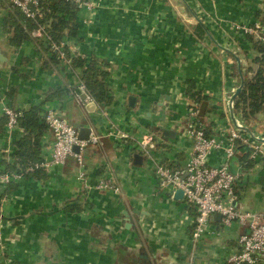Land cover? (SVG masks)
Returning <instances> with one entry per match:
<instances>
[{
  "label": "crops",
  "instance_id": "obj_1",
  "mask_svg": "<svg viewBox=\"0 0 264 264\" xmlns=\"http://www.w3.org/2000/svg\"><path fill=\"white\" fill-rule=\"evenodd\" d=\"M95 2L93 22H83L89 15L80 10L78 35L64 40L70 54L105 63L113 101L104 106L75 99L81 67L50 61L37 39L15 43L21 11L8 0L0 5V224L6 249L0 248V264L7 257L15 264H229L245 227L225 226L215 217L210 231L194 240L196 209L159 190L155 167H182L191 155L183 129L190 85L206 99L208 133L226 140L236 115L230 104L240 87L235 60L248 65L258 54L235 26L264 24V0ZM42 102L60 109L79 130L90 127L101 136L84 151L87 183L78 179L74 157L3 180L14 172L8 165L25 131L20 125L7 131L2 106L27 110ZM115 127L133 139H116L110 134ZM247 132L264 147V123L253 122ZM148 133L156 147L146 154L137 140ZM53 142L50 130L42 134L44 160L51 158ZM239 142L230 160V168L242 172L235 204L264 214V151L252 157V143ZM224 161L223 150L209 157L211 165ZM109 167L119 193L95 187Z\"/></svg>",
  "mask_w": 264,
  "mask_h": 264
},
{
  "label": "built area",
  "instance_id": "obj_2",
  "mask_svg": "<svg viewBox=\"0 0 264 264\" xmlns=\"http://www.w3.org/2000/svg\"><path fill=\"white\" fill-rule=\"evenodd\" d=\"M2 1L0 0V5ZM8 1L13 8H18L26 18L35 19L42 15L41 0ZM67 1H72L79 10L88 13L89 16L85 17L83 22H93L92 13L97 8L95 0ZM244 30L245 33L264 41V24L258 23L252 27H245ZM45 33V26H40L35 31V34L40 36L46 35ZM66 45L65 40H61L53 42L51 48L58 52L60 59L71 64L74 56L67 53ZM72 93L82 105L95 103L93 95L82 81H78ZM230 106L233 108L234 101H231ZM2 109L7 117L6 129L9 133H13L19 125L23 110L8 104H4ZM45 109L46 122L54 136V142L51 158L43 160L39 166L49 169L51 166L63 165L69 157H74L79 167L78 179L87 183L88 172L84 151L90 144L99 143L101 136L91 133L88 139H80L79 129L61 113L60 109L53 105H46ZM199 113V108L195 105L188 108V118L183 129L184 134L192 141V152L186 164L173 168L164 163H157L155 171L159 190L169 191L171 197L178 189L183 190L184 201L197 211L192 232L194 240H198L210 231L211 226L216 222L215 215L219 213L223 225L231 226L234 222H238L246 229L239 237L241 249L229 256V264H264V214L237 208L235 204L236 185L242 172H236L230 168V160L236 154L238 140L252 143L251 156L255 158L258 153L264 151L263 144H259L257 138L253 139V137L247 136V127L237 115H234V124L229 129L226 140L210 135L206 131V120L202 121ZM110 134L125 143L133 139L129 131L119 127L112 129ZM137 143L140 150L146 154L156 147L154 136L150 133L144 135L141 140H137ZM76 146L79 148L78 151L75 150ZM216 150L224 151L225 161L221 165H211L209 162L210 155ZM21 177L22 174L16 172H6L2 175L5 182ZM95 187L100 191H114L115 193L121 191L113 169L110 167L106 170V175L98 180ZM0 248L6 250L1 224ZM6 259L5 264H15L12 259L10 260L8 257Z\"/></svg>",
  "mask_w": 264,
  "mask_h": 264
},
{
  "label": "trees",
  "instance_id": "obj_3",
  "mask_svg": "<svg viewBox=\"0 0 264 264\" xmlns=\"http://www.w3.org/2000/svg\"><path fill=\"white\" fill-rule=\"evenodd\" d=\"M41 11L42 15L37 16L35 19L26 18L22 12H18L24 25L20 24L18 26L13 41L20 43L24 38L37 39L40 46L50 51V61L57 62V59L61 61L58 52L52 49L51 46L53 42L66 39V36L75 37L78 35V27L81 24L79 22L80 10L72 1L41 0ZM40 26H45L46 35L35 34ZM247 36L258 52L257 56L250 61L256 68L249 64H242L239 67L238 61L235 60L234 73L239 78V86L242 85V90L235 97L233 111L245 123L247 130H251L253 122L264 123V41L249 34ZM65 49L70 54L68 48L65 47ZM73 56L72 69L78 67L82 69L80 75H77L78 81L86 84L95 102L102 106L111 103L113 97L107 82L109 72L107 69L102 68L105 63L99 62L97 58L87 60L81 55L76 54ZM190 86L188 90V94L192 99L190 106L195 105L199 108V117L204 121V115L207 111L203 106L206 104V99L199 91H195L192 85ZM44 105L45 103L42 102L23 110L19 125L24 129L25 135L18 141L14 161L8 165L10 171L28 175L30 172L36 174L44 169L39 166L44 160L40 156V138L42 134L50 130L45 118L46 109ZM206 131L208 133L207 128ZM239 141H237V144L240 143Z\"/></svg>",
  "mask_w": 264,
  "mask_h": 264
},
{
  "label": "water",
  "instance_id": "obj_4",
  "mask_svg": "<svg viewBox=\"0 0 264 264\" xmlns=\"http://www.w3.org/2000/svg\"><path fill=\"white\" fill-rule=\"evenodd\" d=\"M242 90V85L240 87L237 88L235 94L232 97V101H234L235 97L237 96V94ZM132 100H134V98L132 97ZM92 132V129L90 127H81L79 130V138L80 139H88L90 134ZM75 150H79V148L76 146ZM174 197L176 199H183V190L178 189L174 195ZM215 217H220L221 218V214H216Z\"/></svg>",
  "mask_w": 264,
  "mask_h": 264
},
{
  "label": "rangeland",
  "instance_id": "obj_5",
  "mask_svg": "<svg viewBox=\"0 0 264 264\" xmlns=\"http://www.w3.org/2000/svg\"><path fill=\"white\" fill-rule=\"evenodd\" d=\"M235 29L237 30V31H239L240 33H241V31H243V32H245V28L244 27H240V28H237L236 26H235ZM247 35H248V33H246ZM250 35V34H249ZM249 65H252L254 68H256V66L255 65H253V64H251V62H249Z\"/></svg>",
  "mask_w": 264,
  "mask_h": 264
}]
</instances>
